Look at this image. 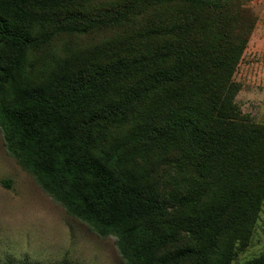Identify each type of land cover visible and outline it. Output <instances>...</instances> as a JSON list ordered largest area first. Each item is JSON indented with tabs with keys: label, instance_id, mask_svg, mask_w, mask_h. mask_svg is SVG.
Segmentation results:
<instances>
[{
	"label": "trees",
	"instance_id": "obj_1",
	"mask_svg": "<svg viewBox=\"0 0 264 264\" xmlns=\"http://www.w3.org/2000/svg\"><path fill=\"white\" fill-rule=\"evenodd\" d=\"M252 21L242 0H0L8 154L68 214L116 236L126 264H233L264 205V124L240 115L232 80ZM94 31L90 47L28 72L56 34ZM133 115L176 152L168 192L96 152L99 125Z\"/></svg>",
	"mask_w": 264,
	"mask_h": 264
},
{
	"label": "rangeland",
	"instance_id": "obj_2",
	"mask_svg": "<svg viewBox=\"0 0 264 264\" xmlns=\"http://www.w3.org/2000/svg\"><path fill=\"white\" fill-rule=\"evenodd\" d=\"M242 4L251 10L253 21L232 73V80L239 87L234 103L240 115L264 124V0H242ZM101 32L56 34L36 55L29 54L28 68L35 69L28 72L35 77L38 70L43 72L56 58L90 47L102 38ZM141 125L134 115L118 123L99 125L96 152L108 154L120 171L132 172L168 192L172 180L180 177L173 162L176 152L166 143L164 146L143 134ZM263 251L264 205L249 246L237 254L233 264H242ZM61 261L126 264L118 250L117 237L99 236L44 192L34 177L8 154L0 129V264Z\"/></svg>",
	"mask_w": 264,
	"mask_h": 264
}]
</instances>
